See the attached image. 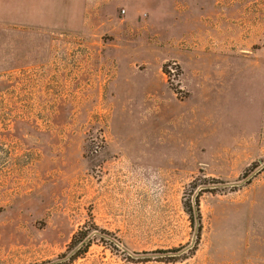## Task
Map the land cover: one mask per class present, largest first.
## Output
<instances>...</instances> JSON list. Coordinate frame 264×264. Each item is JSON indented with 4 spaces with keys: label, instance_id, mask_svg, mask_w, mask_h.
I'll list each match as a JSON object with an SVG mask.
<instances>
[{
    "label": "rangeland",
    "instance_id": "374dc122",
    "mask_svg": "<svg viewBox=\"0 0 264 264\" xmlns=\"http://www.w3.org/2000/svg\"><path fill=\"white\" fill-rule=\"evenodd\" d=\"M0 264H264V0H0Z\"/></svg>",
    "mask_w": 264,
    "mask_h": 264
},
{
    "label": "trees",
    "instance_id": "16d2710c",
    "mask_svg": "<svg viewBox=\"0 0 264 264\" xmlns=\"http://www.w3.org/2000/svg\"><path fill=\"white\" fill-rule=\"evenodd\" d=\"M194 203H195V207H194V209L195 210H197V200H195L194 201ZM192 213H193V210L190 212V214H191V216H192ZM193 218L191 219V221L193 222ZM83 234H81V236H82ZM75 239V238H74ZM73 239V240H74ZM84 239V238H83ZM82 239V240H83ZM78 242V241H77ZM77 242H73L72 241V243H71V246L70 247H72V246H74L75 245V243H77ZM79 242H82V241H79ZM87 247H89V242H87V243H84L83 244V250H82V253L83 252H85V250L87 249ZM81 249H79L76 253H74L70 258H69V262H71V261H73L74 259H76L78 256H79V254H81V251H80Z\"/></svg>",
    "mask_w": 264,
    "mask_h": 264
}]
</instances>
